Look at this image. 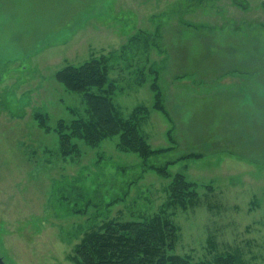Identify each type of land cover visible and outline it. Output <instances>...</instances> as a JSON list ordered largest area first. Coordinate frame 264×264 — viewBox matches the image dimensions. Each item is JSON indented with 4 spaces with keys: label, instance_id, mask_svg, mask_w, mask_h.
Listing matches in <instances>:
<instances>
[{
    "label": "rangeland",
    "instance_id": "374dc122",
    "mask_svg": "<svg viewBox=\"0 0 264 264\" xmlns=\"http://www.w3.org/2000/svg\"><path fill=\"white\" fill-rule=\"evenodd\" d=\"M101 57L121 116L165 152L145 159L112 136L61 153L58 122L87 111L55 75ZM177 175L194 204H167ZM161 212L173 253L264 264V0H0L5 264H75L85 233Z\"/></svg>",
    "mask_w": 264,
    "mask_h": 264
},
{
    "label": "trees",
    "instance_id": "16d2710c",
    "mask_svg": "<svg viewBox=\"0 0 264 264\" xmlns=\"http://www.w3.org/2000/svg\"><path fill=\"white\" fill-rule=\"evenodd\" d=\"M55 77L66 90L82 94L87 111V119L58 122L57 133L63 155L75 149L72 139L96 147L112 136L119 137V150L135 152L145 159L166 151L151 150L139 134L135 117L123 118L117 110L111 99V83L104 57L92 58L79 66H66ZM160 97L157 92L154 108L168 117ZM37 118L44 125L43 116L37 115ZM185 157L199 156L189 154ZM167 166L150 168L165 175ZM191 186L177 175L170 184L167 204L181 208L194 204L197 194ZM177 238L178 227L165 212L138 220H109L85 233L70 259L75 264H211L173 253ZM214 264H237V260L234 255L218 256Z\"/></svg>",
    "mask_w": 264,
    "mask_h": 264
},
{
    "label": "flooded vegetation",
    "instance_id": "af4514ba",
    "mask_svg": "<svg viewBox=\"0 0 264 264\" xmlns=\"http://www.w3.org/2000/svg\"><path fill=\"white\" fill-rule=\"evenodd\" d=\"M0 264H5V262L2 260V257H0Z\"/></svg>",
    "mask_w": 264,
    "mask_h": 264
}]
</instances>
